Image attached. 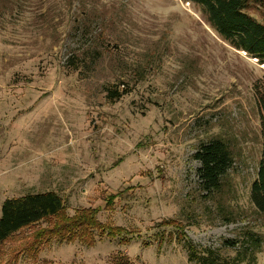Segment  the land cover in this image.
Instances as JSON below:
<instances>
[{"label": "rangeland", "instance_id": "1", "mask_svg": "<svg viewBox=\"0 0 264 264\" xmlns=\"http://www.w3.org/2000/svg\"><path fill=\"white\" fill-rule=\"evenodd\" d=\"M243 11L264 24V0ZM206 16L184 0H0V208L51 191L68 215L96 207L127 230L16 252L25 228L0 244V264H109L116 253L199 264L188 243L219 262L264 264V213L248 199L264 63ZM215 140L227 152L216 187L195 156Z\"/></svg>", "mask_w": 264, "mask_h": 264}, {"label": "trees", "instance_id": "2", "mask_svg": "<svg viewBox=\"0 0 264 264\" xmlns=\"http://www.w3.org/2000/svg\"><path fill=\"white\" fill-rule=\"evenodd\" d=\"M184 1L199 4L207 15L206 21L219 35L231 41L237 37L236 46L252 55L257 54L264 63V24L254 20L243 11L248 0ZM120 95L121 93L115 88L108 90L110 98H117ZM260 125L261 152L255 178L249 187L248 199L257 211L264 213V118L262 117H260ZM195 156L202 163L199 171L205 184L216 187L220 166L224 168L227 162L224 144L219 140L203 144ZM98 210L96 207H82L72 215H68L63 199L51 191L6 198L0 208V244L25 228L33 230L16 252L34 251L37 253L53 238L68 242L79 241L91 246L96 241L95 231L110 237L127 235L125 228L99 221ZM169 221L176 224L170 219L166 222ZM43 222L46 223L44 227L40 226ZM129 237L131 238V235ZM186 247L188 259L198 261L199 264H229L227 261L219 262L211 250L204 249L200 255L191 243H188ZM14 258L15 256L10 257L8 261L11 263ZM46 264L54 263L46 261ZM109 264L137 263L130 260L126 254L116 253L111 256Z\"/></svg>", "mask_w": 264, "mask_h": 264}]
</instances>
